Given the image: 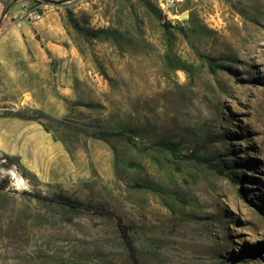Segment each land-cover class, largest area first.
<instances>
[{"label": "rangeland", "instance_id": "374dc122", "mask_svg": "<svg viewBox=\"0 0 264 264\" xmlns=\"http://www.w3.org/2000/svg\"><path fill=\"white\" fill-rule=\"evenodd\" d=\"M160 1L41 0L25 10L24 38H0V264H264V0L178 6L169 21L193 44L169 34L178 56L198 66L193 82L165 64ZM69 11L85 30L112 36L79 32ZM17 111L46 113L50 131ZM103 129L135 130L140 146L183 139L186 152L209 142L205 155L225 174L120 141L116 162L108 143L87 134ZM231 171L245 181L235 185ZM145 184L166 193L137 186ZM25 191L63 192L116 216ZM120 220L135 228L137 251Z\"/></svg>", "mask_w": 264, "mask_h": 264}, {"label": "trees", "instance_id": "16d2710c", "mask_svg": "<svg viewBox=\"0 0 264 264\" xmlns=\"http://www.w3.org/2000/svg\"><path fill=\"white\" fill-rule=\"evenodd\" d=\"M47 2H52V3H62L68 0H45ZM154 14L155 16L160 20L161 24L166 30V41H167V50L164 55V60L166 66L173 71H185L189 73L191 82H193V77L196 75L198 71V66L192 62L186 61L181 59L178 54L175 51V46L172 40V37L169 34V31L171 29H177L180 33H182L192 44L193 41L191 40V37L189 36L187 30L179 24L173 25L169 19H167L166 15L163 14L161 9L159 10L154 9ZM69 18L72 26L78 30L79 32L85 34L88 37H99V36H104L106 38H110L112 35L109 31L105 30H94V31H88L85 30L75 19L74 15L72 12L69 11ZM16 22L15 18H9L3 24L0 25V33L7 27L9 24ZM194 46V45H193ZM197 55L206 60V63L208 65L209 72L214 75H218L219 73V66L214 63L213 58L210 56L206 55L205 53L199 51L198 48H196ZM41 115L36 117L34 115L26 114L23 113L22 111H17L13 116H17L20 118H24L27 120H36L40 121L46 131H50V127L47 123H45L43 120L49 119L50 117L44 113L41 112ZM54 120V119H53ZM58 121V120H57ZM60 124H64L65 128L69 129L70 131L74 133H82V132H87L84 131L81 127L77 126H72V125H67L65 120H59L58 121ZM90 136L100 139L108 143L115 154V159L116 162L119 160V153L118 149L116 146V142H126L133 147L137 148L138 150L142 152H149L153 151L157 153L158 155H169L172 157L173 160L176 161H189V162H194L199 165H203L209 169L215 170L219 174H225V171L222 167H220L218 164L210 161L206 155V149L209 147L210 143H202L199 144L198 147H196L194 150L190 152H186V144L183 139L176 140L172 139L170 137H164L162 139L156 140L153 143L149 145H144L140 146L136 140V131L135 130H113V129H103L97 132H92V133H87ZM6 159L8 160H13V157L9 154L6 155ZM228 177L231 179V181L236 185V184H241L245 181V176L244 177H238L236 176L232 171L227 173ZM7 181L0 180V189H5L6 188ZM138 187H143L145 189L151 190L153 192L165 194L166 191L160 186L152 185V184H145V185H137ZM237 194L245 197V192L244 190L240 187L239 189L236 190ZM26 195L38 198L40 200H45V201H51V202H56L59 204H62L64 206H68L72 209L76 210H91L96 213H100L102 215H108V216H116L113 214L110 210L105 209L104 204H98V205H91L87 203L84 200H81L79 198H75L71 195H68L66 193L60 192L55 194L54 196H48V195H42L39 193L35 192H29L25 191L24 192ZM119 227L121 234L130 249V251H137L136 245L133 242L132 239V232L134 231L133 226H129L124 224L121 220L119 221ZM137 262V261H136ZM138 264V263H136Z\"/></svg>", "mask_w": 264, "mask_h": 264}, {"label": "crops", "instance_id": "0c3cea01", "mask_svg": "<svg viewBox=\"0 0 264 264\" xmlns=\"http://www.w3.org/2000/svg\"><path fill=\"white\" fill-rule=\"evenodd\" d=\"M41 0H0V25L3 24L9 18H15L16 22L9 24L5 29L0 33V38L7 35L18 36V32L25 34L30 30L29 25L24 16L26 15L27 8ZM42 20V19H41ZM40 20V21H41ZM2 55L0 51V56Z\"/></svg>", "mask_w": 264, "mask_h": 264}, {"label": "built area", "instance_id": "2783aa9c", "mask_svg": "<svg viewBox=\"0 0 264 264\" xmlns=\"http://www.w3.org/2000/svg\"><path fill=\"white\" fill-rule=\"evenodd\" d=\"M184 0H161L160 1V9L163 12L164 15L168 19H172L174 17H177L178 14V6L183 2ZM29 17L36 21L39 18H41V12L33 9L29 11Z\"/></svg>", "mask_w": 264, "mask_h": 264}, {"label": "bare ground", "instance_id": "6f19581e", "mask_svg": "<svg viewBox=\"0 0 264 264\" xmlns=\"http://www.w3.org/2000/svg\"><path fill=\"white\" fill-rule=\"evenodd\" d=\"M33 129H35L34 127H33ZM31 131V130H30ZM33 131V130H32ZM37 131V130H36ZM39 132V131H38ZM24 134V133H23ZM25 137V136H24ZM38 142H40V141H38ZM19 145H21V143L19 144Z\"/></svg>", "mask_w": 264, "mask_h": 264}, {"label": "water", "instance_id": "95a60500", "mask_svg": "<svg viewBox=\"0 0 264 264\" xmlns=\"http://www.w3.org/2000/svg\"><path fill=\"white\" fill-rule=\"evenodd\" d=\"M186 16H184V18H185Z\"/></svg>", "mask_w": 264, "mask_h": 264}]
</instances>
